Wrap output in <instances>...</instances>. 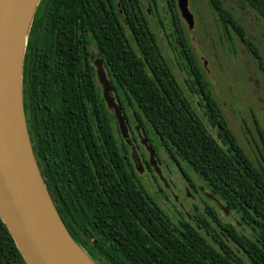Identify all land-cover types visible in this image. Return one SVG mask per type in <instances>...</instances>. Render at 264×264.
<instances>
[{
	"label": "trees",
	"instance_id": "16d2710c",
	"mask_svg": "<svg viewBox=\"0 0 264 264\" xmlns=\"http://www.w3.org/2000/svg\"><path fill=\"white\" fill-rule=\"evenodd\" d=\"M150 1L157 10L158 0ZM163 1L188 79L197 85L195 93L223 144L179 85L141 0H41L23 77L37 162L70 233L99 264H264L263 127L256 120L253 159L211 89L177 0ZM208 2L226 34L237 33L264 76V55L245 27L222 0ZM239 2L264 20V0ZM88 42L105 59L130 128L139 125L156 156L166 153L189 180L194 172L251 237L220 220L210 205L204 214L196 210L202 230L182 218L177 223L148 195L90 68ZM57 45L64 49V62H57ZM0 264H26L1 218Z\"/></svg>",
	"mask_w": 264,
	"mask_h": 264
},
{
	"label": "water",
	"instance_id": "95a60500",
	"mask_svg": "<svg viewBox=\"0 0 264 264\" xmlns=\"http://www.w3.org/2000/svg\"><path fill=\"white\" fill-rule=\"evenodd\" d=\"M41 0H0V218L26 264H99L74 239L62 219L37 162L24 101V63L30 32ZM190 28L189 0H177ZM105 100L115 111L122 137L129 141L125 116L110 95L100 70ZM150 164L158 174L155 153Z\"/></svg>",
	"mask_w": 264,
	"mask_h": 264
},
{
	"label": "rangeland",
	"instance_id": "374dc122",
	"mask_svg": "<svg viewBox=\"0 0 264 264\" xmlns=\"http://www.w3.org/2000/svg\"><path fill=\"white\" fill-rule=\"evenodd\" d=\"M222 1L245 27L248 36L252 38L264 55V20L260 19L253 9L239 2V0ZM142 3L161 48L167 58L172 60L173 54L167 36L172 32L173 25L166 3L163 0H158L157 10L151 5L150 0H142ZM189 10L194 16L192 28L182 18L181 12L179 15L185 25L191 44L197 52L214 94L240 144L253 159H256L258 150L254 140H259L256 120L264 130V76L237 33L231 31L230 35L226 34L222 22L219 21L208 0H189ZM170 62L172 66H176L174 61ZM175 70L178 71V65ZM131 133L129 134L130 139L135 136L133 132ZM136 136L138 141L133 143L132 158L135 165L142 164L143 167L145 159L150 162V152L147 147L145 148L141 144L137 133ZM159 158L161 160V165L157 164L160 170L159 175L167 181L170 193L180 199L178 204H174L173 201H165L161 205L164 211L175 222H179L178 216H183L185 219L193 216L196 205L203 212L205 206L201 202L202 199L197 197V200L192 201L187 196L188 185L169 156L161 151ZM140 176L148 190L156 195L159 183H155L151 172L143 167V173ZM194 178L199 186H205L196 176ZM207 201L217 208L211 200L208 199ZM218 210L223 221L233 225L239 224V217L235 213L224 214L220 209ZM238 230L245 235H250V231L243 226L238 227Z\"/></svg>",
	"mask_w": 264,
	"mask_h": 264
},
{
	"label": "flooded vegetation",
	"instance_id": "af4514ba",
	"mask_svg": "<svg viewBox=\"0 0 264 264\" xmlns=\"http://www.w3.org/2000/svg\"><path fill=\"white\" fill-rule=\"evenodd\" d=\"M142 1V0H141ZM117 7H118V13L120 15H123L124 14V9H123V6L118 3L117 4ZM168 43H169V46H170V49L172 50V54H173V58L172 60L168 59L167 56L165 55V52L163 51L162 49V52L165 56V59L167 60V62L169 63L173 73L176 75V78H177V81L179 82V85L181 86V88L183 89V91L185 92L186 96L188 97V99L190 100V102L192 103L193 105V108L194 110L198 113L199 116H201L206 124V126L210 129V131L213 133L215 139L218 141L219 144H223L221 139L219 138V134H218V130L214 127H212V124L209 122V119L207 117V115L205 114V110L202 108L201 106V100L199 98V96L195 93V89L197 87V85L191 81L190 82V79H188V73H187V69L185 67V65L183 64L182 62V59L179 57L180 55V51L177 47V43L175 40H173V34L172 32L170 34H168ZM195 49V48H194ZM64 50V49H63ZM62 49L59 50V45L56 46V49H55V52H56V59H57V62H64V60L61 58V55H63L64 51ZM73 48H68L67 49V58L68 60H73ZM196 52V50H195ZM197 54V52H196ZM85 55H87V60L88 62L90 63V68L94 70V73H95V77H96V82H97V85L100 89V92L105 100V87L103 85V83L101 82V79H100V70L104 73V75L106 76V79L110 82L111 86H112V90L110 92V95L113 97L115 103L117 106H119L121 108V104L119 103V100L117 98V95H116V90L111 82V79H110V76L108 74V71H107V68H106V64H105V59L102 57L99 49L94 45V43L92 42H88L87 44V49L85 51ZM170 61H174V63H176V66L178 65V71L176 72V66L175 65H171L172 63ZM63 64H59L58 67H62ZM90 69V70H91ZM206 75V73H205ZM207 77V75H206ZM209 81V80H208ZM210 82V81H209ZM211 85V83H210ZM58 86V85H57ZM58 88V87H57ZM211 89L213 91V88H212V85H211ZM214 93V91H213ZM215 95V94H214ZM217 98V97H216ZM218 100V99H217ZM219 102V101H218ZM105 103H106V100H105ZM107 104V103H106ZM222 108V106H221ZM111 110V109H110ZM223 110V109H222ZM112 112H114L115 114V111L114 110H111ZM224 113V111H223ZM225 115V113H224ZM226 117V116H225ZM126 119V117H125ZM227 121H228V118L226 117ZM229 125H230V122L228 121ZM126 124L128 126V129H129V134L131 132H133L132 130L135 129V132L139 135V139H140V142L141 144L143 145V139L145 138L144 137V132L142 130V128L139 126V125H135V126H132L131 125V128L130 126L128 125V121L126 120ZM231 127V126H230ZM232 129V128H231ZM233 130V129H232ZM120 131V130H119ZM234 132V131H233ZM121 134V132H120ZM132 134V133H131ZM236 135V134H235ZM122 136V135H121ZM237 136V135H236ZM119 138V137H118ZM123 138V137H122ZM238 138V137H237ZM121 140V138H119ZM137 142L138 141V138L137 136H134V137H131V139H129V141H126L124 139V142L127 144L128 146V149H129V158H130V161L135 169V171L137 172L138 174V177L140 178V180L142 181L143 185L145 186V189L146 191L148 192V195L154 200V202L159 205L161 207V205L165 202V201H173L174 204H178L180 202V199L178 198V196H175L174 194H171L170 193V190H169V185L167 183V181L165 179H163L155 170V168L153 166H151L150 162H148L146 159L145 161H143V167L151 172L152 174V177H153V180L155 181V183H159V187H158V191L156 193V195L152 194L148 188L146 187V185L144 184L142 178H141V174L143 173V167H142V164L140 165H135L134 163V160L132 158L133 154L131 153V150H132V146H133V143L134 142ZM239 141V139H238ZM240 143V141H239ZM149 144V142H148ZM146 148V146H144ZM150 147V146H149ZM151 148V147H150ZM152 149V148H151ZM150 154V153H149ZM155 158H156V161H157V164L158 165H161V160L158 156H156L155 154ZM177 168L179 169L182 177L184 178L185 180V183L188 185L187 187V196H189V198L192 200V201H195L197 200V197L198 198H201L202 199V204L205 206L204 208V211L202 212L199 207H197V205L195 206V209H194V215L193 216H189L187 217V219H185L183 216H178V219H179V222H180V219H184V220H187V221H190L193 225H195L199 230H202L201 229V226L198 224V220L196 218V210H199V212L201 213H205V209L207 208V205H210L209 202L207 201L208 199L211 200L213 203L216 204L217 208L220 209L221 212H223L224 214H228L229 211L226 206H224L225 204L219 200L217 197H215L212 193H210V191L206 188V186H199L196 182V179L194 178V176H196L198 178V176L194 173V172H190V174L192 175V179L189 180L186 175L184 174V172L182 171V169L177 165ZM159 169V168H158ZM160 171V170H159ZM199 179V178H198ZM193 181H195L196 183L193 184ZM200 180V179H199ZM201 181V180H200ZM202 182V181H201ZM204 183V182H203ZM193 192V194H192ZM207 200H206V198ZM173 198V200H172ZM180 206H183L182 204H180ZM215 211L216 213L219 215L220 217V212L217 208H215L214 206L210 205ZM162 208V207H161ZM163 209V208H162ZM164 210V209H163ZM220 220L221 217H220ZM223 221V220H222ZM177 222V223H179ZM225 222V221H223ZM211 223L213 226H216L217 227V223L212 221L211 220ZM231 224V223H229ZM233 225V224H232ZM234 226H237L240 227V226H243L240 222L239 224L237 225H234ZM249 230V229H248ZM73 231V230H72ZM239 231V230H238ZM250 231V230H249ZM240 232V231H239ZM248 236V235H247ZM248 237H251V232H250V235Z\"/></svg>",
	"mask_w": 264,
	"mask_h": 264
}]
</instances>
